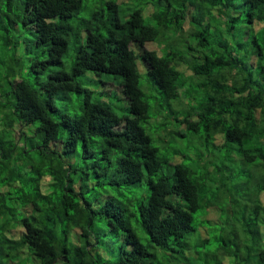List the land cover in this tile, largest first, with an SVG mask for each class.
Here are the masks:
<instances>
[{
    "label": "trees",
    "instance_id": "16d2710c",
    "mask_svg": "<svg viewBox=\"0 0 264 264\" xmlns=\"http://www.w3.org/2000/svg\"><path fill=\"white\" fill-rule=\"evenodd\" d=\"M155 3L74 23L85 0H0V264H264V0ZM88 72L120 77L128 113ZM152 113L162 145L202 130L193 165L161 155Z\"/></svg>",
    "mask_w": 264,
    "mask_h": 264
},
{
    "label": "rangeland",
    "instance_id": "374dc122",
    "mask_svg": "<svg viewBox=\"0 0 264 264\" xmlns=\"http://www.w3.org/2000/svg\"><path fill=\"white\" fill-rule=\"evenodd\" d=\"M95 1H101V0H85V4L83 8L79 12L78 16L73 19V22L77 23L78 18H83L87 16L92 6L97 5L95 4ZM117 2L120 5V12L122 18L128 17L129 14L135 9H142L146 17L145 18L146 23H151L152 21L149 15L147 14V10L150 13L153 10L161 9V6L158 7L157 4L155 3V0H117ZM184 24L186 29L190 27V24L187 20H185ZM161 37L166 42H168L165 36H161ZM192 38L193 36L190 37V40H192ZM157 42L158 41L148 42L145 44V47L148 49H156L160 54H165L166 52L163 51V49H161L164 45L158 44ZM169 44L170 42H168V45ZM71 46L72 47L69 49L68 53L65 56V61L69 67L73 63V57L75 54L73 43H71ZM176 53L178 54L179 52L176 51ZM25 57L29 58L31 57V55L25 54ZM256 60L257 59L254 58L255 62ZM138 62H139L138 66L141 73V77H140L141 88L144 90L146 96L148 97L149 101L153 106L155 104H159L158 101L161 102L162 93L156 91L155 87L153 86V83H151L150 80L147 78V73H146L147 65L142 61L141 58L138 59ZM180 69L181 71H183L186 78L190 76H194L190 70L186 69L185 65L180 66ZM119 80L120 77H116L114 75H110L106 73L97 75L93 72H88L87 74L79 77V81L86 88H89L93 91V98L95 100L102 99L109 102L117 113H119L120 115H124L128 113V103L126 97L122 93V88H120L121 86L119 85ZM84 96L85 93H71L70 95L66 94L65 96H62V98L59 99L58 104L60 108H62L63 110L70 109L69 111L75 114L81 110L79 105L84 101ZM179 101L180 100L177 99L171 102L173 104V103H178ZM181 109L184 108L182 107ZM151 119L149 120V122H143V124L145 125L147 131L151 134L153 138V143L156 146L160 147L161 155L167 154L168 157L170 158L171 161L170 163L172 164L178 162H185L187 164L193 165V162L197 159L196 152L200 148L205 149L204 140L200 139L202 130L200 133H195L194 135L183 138L179 137V135L176 134L174 138L170 139V141L165 140L164 145H162L161 144L162 129H159L160 124L158 121H153L158 119V115L152 113ZM216 140L217 142H219L221 140V135L217 136ZM174 149L181 150V153L176 152ZM77 185H79L78 182ZM213 215L214 214L209 215V218L213 220L214 223H216L217 221L215 220L214 217H212Z\"/></svg>",
    "mask_w": 264,
    "mask_h": 264
}]
</instances>
